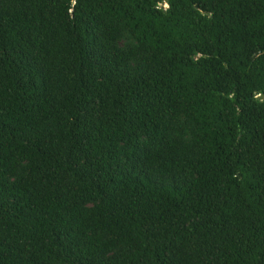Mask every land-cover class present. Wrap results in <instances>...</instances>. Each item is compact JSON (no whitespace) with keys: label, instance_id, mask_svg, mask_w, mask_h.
Instances as JSON below:
<instances>
[{"label":"trees","instance_id":"16d2710c","mask_svg":"<svg viewBox=\"0 0 264 264\" xmlns=\"http://www.w3.org/2000/svg\"><path fill=\"white\" fill-rule=\"evenodd\" d=\"M259 93L264 0H0V264H264Z\"/></svg>","mask_w":264,"mask_h":264},{"label":"water","instance_id":"95a60500","mask_svg":"<svg viewBox=\"0 0 264 264\" xmlns=\"http://www.w3.org/2000/svg\"><path fill=\"white\" fill-rule=\"evenodd\" d=\"M256 97L259 98V99H262V98L264 99V94L263 93H259V94L256 95Z\"/></svg>","mask_w":264,"mask_h":264},{"label":"rangeland","instance_id":"374dc122","mask_svg":"<svg viewBox=\"0 0 264 264\" xmlns=\"http://www.w3.org/2000/svg\"><path fill=\"white\" fill-rule=\"evenodd\" d=\"M162 6H165V4H162Z\"/></svg>","mask_w":264,"mask_h":264}]
</instances>
